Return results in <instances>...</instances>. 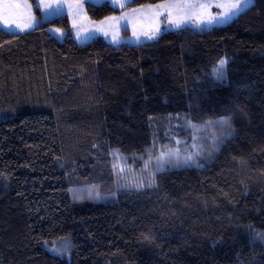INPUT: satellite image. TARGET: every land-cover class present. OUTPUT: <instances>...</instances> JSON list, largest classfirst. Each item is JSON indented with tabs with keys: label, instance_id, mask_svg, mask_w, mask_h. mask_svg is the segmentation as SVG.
<instances>
[{
	"label": "trees",
	"instance_id": "1",
	"mask_svg": "<svg viewBox=\"0 0 264 264\" xmlns=\"http://www.w3.org/2000/svg\"><path fill=\"white\" fill-rule=\"evenodd\" d=\"M163 1L85 11L102 21ZM210 122L222 138L196 164L156 168L140 186L112 175L110 153L143 158L173 129ZM257 233L264 0L223 26L139 45L78 44L65 15L24 33L0 29V264H264ZM62 243L67 251L53 252Z\"/></svg>",
	"mask_w": 264,
	"mask_h": 264
},
{
	"label": "rangeland",
	"instance_id": "2",
	"mask_svg": "<svg viewBox=\"0 0 264 264\" xmlns=\"http://www.w3.org/2000/svg\"><path fill=\"white\" fill-rule=\"evenodd\" d=\"M131 1L36 0L41 13L39 19L29 0H0V29L8 33H24L33 30L42 22L65 15L70 22L71 34L78 44L102 38L115 46L139 45L150 43L167 31L186 27L201 29L223 26L252 5L251 3L241 8L233 15L234 10L230 6L237 0H165L155 5L124 9L102 21L91 20L85 11L86 2L94 4L108 2L114 8L123 9ZM224 13L228 14L227 19L222 15ZM176 23H179L180 27H176ZM125 30L130 34L125 35ZM49 31L58 39H63L66 34L63 29L57 27H51ZM219 126L217 122L203 125L187 123L183 134L179 129H173L175 133H170L163 145H154L157 147L148 149L143 158H136L133 161L128 158L130 160L128 161L125 156L110 153L108 166L119 185L149 184L153 181L156 168L161 169L166 165L175 164H196L199 159L207 157L222 138ZM161 153L165 154L163 163L157 159ZM188 157L191 159H187ZM66 245L62 243L60 246L52 247V250L67 251Z\"/></svg>",
	"mask_w": 264,
	"mask_h": 264
},
{
	"label": "snow or ice",
	"instance_id": "3",
	"mask_svg": "<svg viewBox=\"0 0 264 264\" xmlns=\"http://www.w3.org/2000/svg\"><path fill=\"white\" fill-rule=\"evenodd\" d=\"M253 2H254V0H237V2H236L235 4H232V5L230 6L231 9L234 10V11L232 12V14H233V15L237 14V13L241 10V8H243V7H247L248 5H250V4L253 3ZM121 6L123 7V4H122ZM218 6H219V5H218ZM158 7H160V6H158ZM222 15H224L225 19L228 18V14H227V13H224V14H222ZM175 26H176V27H180V24H179V23H176ZM150 38H151V37H150ZM225 63H226V61H223V60L220 62V66H221V68L223 67V65H224ZM221 78H222V75H221ZM221 123L227 124L228 122H227V121H222ZM117 152H118V150H117ZM164 156H165V154H164V153H161V155H160L157 159L163 163V162H164ZM187 159H191V157H188ZM257 237H258V238H261V239H264V234H262V233H257ZM55 251H56L57 253H59L61 250L56 249Z\"/></svg>",
	"mask_w": 264,
	"mask_h": 264
}]
</instances>
